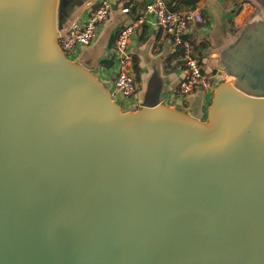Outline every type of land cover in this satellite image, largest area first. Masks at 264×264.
<instances>
[{"label":"water","instance_id":"water-1","mask_svg":"<svg viewBox=\"0 0 264 264\" xmlns=\"http://www.w3.org/2000/svg\"><path fill=\"white\" fill-rule=\"evenodd\" d=\"M60 3L0 0V264H264V89L123 110Z\"/></svg>","mask_w":264,"mask_h":264},{"label":"crops","instance_id":"crops-1","mask_svg":"<svg viewBox=\"0 0 264 264\" xmlns=\"http://www.w3.org/2000/svg\"><path fill=\"white\" fill-rule=\"evenodd\" d=\"M100 0H61L58 29L63 32L81 24ZM151 0H130L127 5H114L100 24L95 37L77 46L72 58L92 68L98 78L114 92L117 69L115 39L118 31L144 12ZM167 8L183 15L199 12L202 21H190L188 38L192 54L202 71L211 77L212 87L223 79L237 81L249 88L264 89V0H164ZM133 58L135 93L116 100L123 110H135L142 104L164 102L185 111L196 110L193 100L200 97L204 117L212 92L197 89L188 98L176 94L186 75L180 50L172 35L158 26L149 15L137 26L128 44ZM213 91V90H212Z\"/></svg>","mask_w":264,"mask_h":264},{"label":"built area","instance_id":"built-area-1","mask_svg":"<svg viewBox=\"0 0 264 264\" xmlns=\"http://www.w3.org/2000/svg\"><path fill=\"white\" fill-rule=\"evenodd\" d=\"M130 0H100L89 12L88 18L81 24H76L63 32H59L58 44L69 58L77 46L88 44L96 35L100 24L108 17L114 5L124 6ZM153 17L160 28L172 35V43L180 50L181 60L186 69V75L179 83L176 94L181 98H188L199 88L204 92H212V79L202 71L201 64L192 54L191 43L188 38L190 21L201 22L199 12L190 15L167 8L164 0H151L146 3L144 12L118 31L115 39V56L118 64L113 79L114 92L112 98L120 93L124 98H132L135 93L133 77V58L128 50L131 36L137 26L145 22V17Z\"/></svg>","mask_w":264,"mask_h":264},{"label":"rangeland","instance_id":"rangeland-1","mask_svg":"<svg viewBox=\"0 0 264 264\" xmlns=\"http://www.w3.org/2000/svg\"><path fill=\"white\" fill-rule=\"evenodd\" d=\"M69 58H70V59H73V58H72V55H71V56H69Z\"/></svg>","mask_w":264,"mask_h":264}]
</instances>
